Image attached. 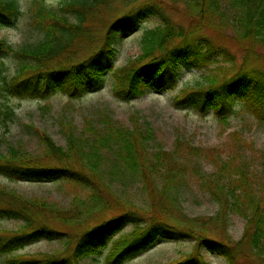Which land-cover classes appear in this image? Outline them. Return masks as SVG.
Returning a JSON list of instances; mask_svg holds the SVG:
<instances>
[{"label": "trees", "instance_id": "obj_1", "mask_svg": "<svg viewBox=\"0 0 264 264\" xmlns=\"http://www.w3.org/2000/svg\"><path fill=\"white\" fill-rule=\"evenodd\" d=\"M33 1L31 25L44 38L18 50L0 39V57L18 60L15 76L0 87L9 95L42 100L61 93L80 99L102 90L106 75L112 73L115 97L127 102L148 89L164 93L175 89L181 69L187 68L207 74L204 83L178 94L173 101L177 109L212 112L225 123L239 102L264 124V66L259 59L264 58V0H168L185 7L188 29L168 20L167 5L161 0H64L57 10L48 9L47 0ZM103 11L111 20L96 46L93 22ZM20 16L17 0H0V27H15ZM156 17L163 22L144 31L141 55L117 69L122 40ZM223 28L232 30L230 39L243 53L241 64L229 47L219 43ZM85 51L89 58L79 61L76 56ZM15 118L13 107L0 100V129ZM103 120V128L87 121L81 132L64 124L65 147L35 129L42 155L14 146L7 154L0 153V177L23 183L64 182L75 192L73 207L66 210L48 199L23 198L0 187V220L21 223L16 231L0 232V254L8 256L6 264H79L100 256L102 250L108 251L106 264H125L158 241L189 239L197 243V252L177 264H208L198 249L228 264H264V152L256 169L240 154L224 156L184 139H178L171 152L150 151L155 136L149 124L143 126L139 119L126 128L108 115ZM109 157L113 168L107 172L103 167ZM205 162L212 172L202 173ZM187 176H196L199 190L218 205L216 217L205 221L185 215L180 195ZM117 177L141 184L136 186L145 204L114 194ZM111 211L114 214L105 218ZM229 213L245 221L244 235L235 246L214 240L209 232L212 224L226 226ZM41 241H60L65 251L17 254Z\"/></svg>", "mask_w": 264, "mask_h": 264}, {"label": "rangeland", "instance_id": "obj_2", "mask_svg": "<svg viewBox=\"0 0 264 264\" xmlns=\"http://www.w3.org/2000/svg\"><path fill=\"white\" fill-rule=\"evenodd\" d=\"M64 0H47L46 6L49 9L57 10ZM167 5V18L174 26L190 27V20L186 17V9L183 5L173 4L168 0H161ZM21 6V18L15 27H0V39L9 43L13 49L34 46L44 37L41 32L32 27L33 22V0H17ZM98 20L93 22L95 36L93 41L98 45V40H103V33L111 20L107 12L97 15ZM160 18H153L145 21L135 31V34L125 36L119 48L115 67L123 68L141 55V38L146 29L155 28L162 24ZM223 32L220 44L229 47L234 53L239 64L242 63L243 53L231 41L232 30L228 28ZM213 37L216 35L214 33ZM99 42V43H100ZM89 48V47H86ZM88 51L78 54L79 61L89 58ZM264 66V58H259ZM18 69V60L12 55L0 57V87L15 76ZM204 70L182 68L179 85L169 92H157L148 89L142 96L130 101H122L114 95V76L112 73L106 75L103 89L95 93L85 95L80 99H69L66 95L57 93L50 98L36 100L23 99L9 95L0 89V100L13 107L16 118L9 123L8 128L0 129V153L7 154L14 146L21 151L24 150L30 155H42L43 146L40 143L39 130L45 132L58 145L65 147L64 124H72L76 131H85L86 123L90 121L95 128H103V119L110 116L117 125L129 128L137 120L143 126L149 124L154 130V139L149 143L150 151L166 150L171 152L178 139H184L192 146L205 148L210 151L217 150L220 153L236 156L240 154L250 161L258 169L260 153L264 152V124L259 123L251 113L244 108L242 103L236 102L232 115L225 123H222L212 112L200 114L195 110L177 109L173 106L174 99L185 88H194L204 83ZM66 122V123H65ZM33 127V129H31ZM237 157V156H236ZM109 157L103 170L112 171L113 162ZM203 174L213 171L207 162L200 166ZM111 179V176L108 177ZM195 176H187V185L181 191L180 201L185 215L191 219L209 220L217 216L219 207L214 203L208 194L199 190L198 180ZM135 185V186H133ZM137 183L128 182L125 177H117L114 181L113 193L125 195L136 203L143 204L145 196L141 193ZM0 187L9 191H16L23 198H44L53 203H58L68 210L72 208L73 188L64 182L56 183H31L11 182L5 177H0ZM85 193L79 191L80 197L85 199ZM145 204V203H144ZM114 212L106 213L111 217ZM228 224L210 225L209 232L214 240L231 242L235 246L244 235L245 221L231 213L228 214ZM175 220V219H173ZM171 220V221H173ZM95 221L91 224H95ZM21 225L18 221L0 220V232L16 231ZM131 229H127L126 232ZM120 237V236H119ZM117 237V238H119ZM200 250L208 264H228L225 259L215 254ZM65 251L63 244L59 241H41L37 244L27 246L26 249L18 252V255L38 256L58 254ZM197 252V243L194 240L164 242L158 241L155 246L145 254L125 264H177L188 256ZM108 251L102 250L100 256L81 259L79 264H106ZM0 254V264H6V258Z\"/></svg>", "mask_w": 264, "mask_h": 264}]
</instances>
